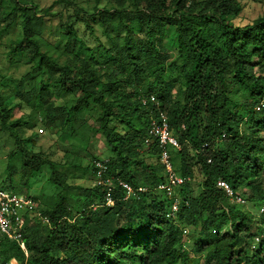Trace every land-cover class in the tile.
<instances>
[{
    "label": "trees",
    "instance_id": "16d2710c",
    "mask_svg": "<svg viewBox=\"0 0 264 264\" xmlns=\"http://www.w3.org/2000/svg\"><path fill=\"white\" fill-rule=\"evenodd\" d=\"M247 1L108 0L91 13L66 1L74 15L63 21L53 5L0 0L5 27L20 19L21 36L9 53L29 67L8 99L16 96L20 108L42 116L70 167H80L77 150L85 152L97 135L110 152L108 174L148 189L123 200L116 187L113 207L102 204L105 192L97 185H65L34 197L49 222L37 235L26 218V259L15 242L0 238L5 259L264 264V108L255 109L264 99V11L235 23ZM54 18L57 27L46 37ZM7 103L0 96V129L11 132ZM160 111L180 145L169 149L174 171L189 178L177 189L181 201L173 218L167 216L170 201L157 190L165 175L157 139L148 132ZM17 143L12 156L19 154L26 174L53 166L41 152L28 157L25 141ZM219 179L257 214L232 202L216 186ZM57 181L51 177L57 188L65 184Z\"/></svg>",
    "mask_w": 264,
    "mask_h": 264
},
{
    "label": "rangeland",
    "instance_id": "374dc122",
    "mask_svg": "<svg viewBox=\"0 0 264 264\" xmlns=\"http://www.w3.org/2000/svg\"><path fill=\"white\" fill-rule=\"evenodd\" d=\"M8 2V0H6ZM38 8L45 9L51 5L53 8L51 12L63 13L62 19L66 20L68 14H72L73 7L76 5L79 8L87 10L89 13L93 11L95 6H102L108 3V0H64L65 2H58V0H34ZM66 1L72 3L68 4ZM98 2V3H97ZM245 9L240 14L238 21L235 23H247L261 15L264 11V0H249ZM74 15V14H72ZM90 20V19H89ZM45 35L49 36V31L55 30L58 22L57 18L49 19ZM6 22H2L0 18V96L7 99L9 107H11V114L9 117V124L11 129H0V188L14 192L32 195L40 198L41 195H51L65 185L73 187L83 186L93 187L94 177L92 169L89 165L90 159L93 156L98 158H107L109 156V149L103 137L94 136L91 138L87 150H77L79 153L80 167L72 168L65 162L63 149L59 145L58 135L54 133L53 129L46 124V121H41L42 116L29 114V109L19 107V99H8L9 94L16 95L15 88L19 79L28 71L29 67L23 64L22 60H18L17 55H10V47L15 45V40L21 36L20 19L17 18L5 27ZM78 30H83V22L77 26ZM85 31V30H84ZM96 32L101 35L100 28ZM102 41L106 42L105 37L102 36ZM31 84L23 86L29 89ZM7 103V104H8ZM42 129L43 131H40ZM12 133V134H11ZM14 135V136H13ZM25 141L27 154L31 157L35 153L41 152L42 156L53 163V168L48 164H44L38 172L28 175L23 170L21 158L18 153L12 156V152L17 150L18 143ZM51 177L58 178L62 184L57 188L56 184L51 182ZM57 181V182H58ZM56 182V181H55ZM57 188V189H56ZM72 192H78L74 189ZM158 193H161L158 191ZM246 212L257 214L256 208H253L251 202H248L243 208ZM256 224L254 220L252 224ZM37 235H40L44 230V224L38 219L30 218L29 223Z\"/></svg>",
    "mask_w": 264,
    "mask_h": 264
},
{
    "label": "built area",
    "instance_id": "2783aa9c",
    "mask_svg": "<svg viewBox=\"0 0 264 264\" xmlns=\"http://www.w3.org/2000/svg\"><path fill=\"white\" fill-rule=\"evenodd\" d=\"M150 100H154L151 96ZM147 101L146 98L142 99ZM264 108V99L256 104L255 109L261 110ZM40 131H43L40 129ZM149 135L157 139L158 147L160 149L159 162L163 167L165 180L157 187L166 198L170 201V209L167 216L174 217L178 211L180 204V196L177 194V189L183 185L189 178H185L174 171L169 149L179 148V142L169 127L168 118L164 112H159L156 117H151L149 126ZM149 139L145 140V144H149ZM207 147V144H204ZM107 158H94L91 161L94 169V183L102 187L105 192L104 206L113 207L115 199L113 197L115 188L118 187L123 190V200L131 197L138 198V193L148 191L145 187L134 188L123 179L116 178L108 174ZM216 186L222 189L230 200L240 205H246V198L239 192L232 189L228 182L219 179ZM96 204L92 208H96ZM35 218L42 223L47 224L48 218L43 215L38 209L37 200L28 194L14 193L0 188V238L7 241L15 242L23 251L25 259L28 256V250L24 240V229L26 225V218ZM1 246V245H0ZM0 264H27L26 261L20 262L16 257H5L0 252Z\"/></svg>",
    "mask_w": 264,
    "mask_h": 264
}]
</instances>
